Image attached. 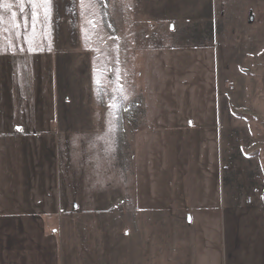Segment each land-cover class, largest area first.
<instances>
[{"label": "rangeland", "instance_id": "374dc122", "mask_svg": "<svg viewBox=\"0 0 264 264\" xmlns=\"http://www.w3.org/2000/svg\"><path fill=\"white\" fill-rule=\"evenodd\" d=\"M218 8V0H51L47 22L25 31L14 4L19 37L3 12L4 53L12 40L24 72L52 73L57 86L62 75L71 100L62 118L77 133L55 166L62 200L79 202L82 216L63 223L70 244L78 225V246L99 263L105 240L110 264H227L224 206L251 199L264 208V65L250 71L242 42L229 46ZM49 104L37 112L41 126ZM12 144L0 141V153ZM36 188L0 187V205L3 190L11 197L0 211L50 198Z\"/></svg>", "mask_w": 264, "mask_h": 264}, {"label": "crops", "instance_id": "0c3cea01", "mask_svg": "<svg viewBox=\"0 0 264 264\" xmlns=\"http://www.w3.org/2000/svg\"><path fill=\"white\" fill-rule=\"evenodd\" d=\"M218 1L217 13L226 25L222 30L223 38L229 40V46L234 42L236 47L240 40L246 48L243 51L246 65L250 71L257 72L255 66L261 65L262 69L264 65V0ZM25 57V54L9 52L0 54V141L13 142L16 146L0 153V187H40L50 193L46 194L50 198L22 203L25 210L0 211V264H110V248L105 240L98 241L95 247L104 250L102 257L108 254V259L103 258L100 263L99 259L88 257L85 246H78V225L74 226L73 236L69 239L72 244L67 241L62 216L82 217L78 215L81 211L79 202L62 200L60 173L55 166L57 153H62L60 145L71 144L72 134L77 133L76 123L62 118L63 108L71 105V100L59 90L62 75L57 86L52 73L42 72L40 68L38 72H24L22 62ZM18 65L20 71L16 70ZM13 83L17 89H13ZM49 103L52 105L49 114L44 115L47 121L41 126L37 112L48 113ZM32 111L36 114L34 121L25 114ZM10 133L12 135L7 136ZM33 142L42 143V149L37 150L33 145L26 147ZM47 144H52L48 146L49 154L46 153ZM53 149L55 157L48 158ZM3 191L5 199L0 207L5 210L11 197ZM209 192L216 193V188L209 187ZM237 203L240 204L226 205L222 210L225 262L264 264V208L251 199L247 203ZM206 206L214 207L216 201ZM115 253H120L119 246ZM117 262L113 259L112 264Z\"/></svg>", "mask_w": 264, "mask_h": 264}, {"label": "snow or ice", "instance_id": "6c2138e0", "mask_svg": "<svg viewBox=\"0 0 264 264\" xmlns=\"http://www.w3.org/2000/svg\"><path fill=\"white\" fill-rule=\"evenodd\" d=\"M51 0H0V25L3 24L4 17L3 12L10 13L11 19L13 21V35L19 37L23 35L20 31L19 23H16L17 12L13 9V5L16 4L19 6L20 13L24 14L25 22H24V29L27 31L29 26L34 29L37 24H44L48 20V12H49V5ZM31 5L32 12L31 16H27V10L25 5ZM85 4V0H80V6L83 7ZM25 43H27V51L34 52L37 50L38 45L34 46V41L25 37ZM7 51L13 55L17 53V46L15 45L14 41L9 40L7 45ZM25 51L24 47H19V52L23 53ZM5 52V44L2 40H0V54Z\"/></svg>", "mask_w": 264, "mask_h": 264}]
</instances>
